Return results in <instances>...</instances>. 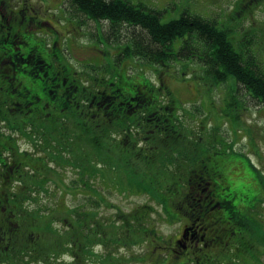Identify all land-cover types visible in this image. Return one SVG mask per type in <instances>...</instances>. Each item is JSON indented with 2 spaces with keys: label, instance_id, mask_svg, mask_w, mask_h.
<instances>
[{
  "label": "rangeland",
  "instance_id": "1",
  "mask_svg": "<svg viewBox=\"0 0 264 264\" xmlns=\"http://www.w3.org/2000/svg\"><path fill=\"white\" fill-rule=\"evenodd\" d=\"M141 1L161 10L163 12L162 22L178 18L185 10L215 20L218 26L228 29V37L234 41L236 47L249 50L255 55L257 62H260L264 70V3L261 2L262 0L250 1L255 6H246L247 0ZM0 3V23L4 25L0 27V38L6 35L5 29L10 23H17L18 10L22 8L23 18L33 16L31 22L38 23L34 30L31 26L29 27L32 31L31 36H34L37 41L44 39L42 45L46 48L55 44L60 54L65 56L66 66L71 67V71L69 73L61 71L58 83L65 76L66 85L77 88L78 93L74 98H77L78 106L64 113L68 116V120L60 123L61 118H59L55 129L57 134L59 129L63 131L67 127L81 132L79 137H73L76 140L74 144L81 145L83 152L87 153V157H81L82 159L76 153H72L69 155L68 164L64 166L57 164L55 171L49 169L47 175L43 173V170L34 175L35 173L27 168H22V185L15 183L16 178L6 182V192L14 198V203H9V205L14 204L16 212H19L18 206L21 201L26 207V213L44 216L49 214V210L54 207L51 213H57V209L62 214H60V220L53 219L51 216H48V219L41 218L42 221L38 218L40 227L43 226L39 232L30 233V235L26 232L27 238L20 237L17 241V237L11 238L15 239V244L2 235L0 237V264H264V197L259 196V209L253 210L254 216L250 214V217L244 216L248 224L244 228V237L241 232H236L238 230L231 231L233 228L230 223L220 218L218 229L212 236L206 233V229L193 225L195 229L191 234L194 239L189 241L192 246L182 247L179 250L176 238L181 230L180 200L179 208L173 210L176 204L174 202L171 211H168V206L160 199L156 200L154 194L161 189L168 188L173 181L176 175L169 169L174 167V170L179 168L180 173L185 172V169L180 167L183 165L178 163V157L186 152H171L164 158L156 156L149 160L141 158L138 160L119 152L110 154L117 146V141H113V138L120 139L122 132L128 134L129 138L136 139V146L148 147V135H151L153 129L150 117L147 120L137 121V123L135 121V124L132 122L131 126L126 123L123 129L110 127L106 137L99 133V128L92 127L89 118L86 121L82 118L83 115L86 116L83 110H88L89 105H92L87 88L90 86L92 89V83L96 80H100L103 84L112 80L110 69L124 70L125 74L132 76L133 81L140 80L138 78L140 75L143 79L146 78L152 82L155 87L164 88L160 91V101H156L157 106L169 101V96L177 105L179 104L176 112L179 118L182 144H189L186 135L192 140L198 135L205 137L202 138V146L208 142L209 133L222 135L223 141L220 136L217 137L219 142H228L229 145H234L238 149L217 157H223L226 161L234 160L232 165L236 169L235 174L239 176L238 179L245 180V176L248 175L245 171L249 167L244 154L247 151L252 152L247 156L253 159L254 165L251 167L260 182L257 185L264 186V104L255 101L247 90L242 85L236 84L231 77L224 82L215 83L207 76L204 65L195 61H186L182 58L148 64L131 55L122 56L119 54V51H122L120 45H123L130 28L126 27L116 40L113 34H109L110 36L107 35L109 39L102 40V42L97 32L100 26L106 31L107 22L87 19L84 11L76 10L74 6L69 5L67 0H0ZM25 24L26 22L22 26V22H19L18 30H26ZM180 43L178 40L174 47ZM0 54H2L1 64L6 57L1 51ZM3 66L6 67V64ZM54 66L59 67L60 63H55ZM45 78L48 81V75ZM54 84L57 89L59 85L57 86L55 82ZM62 86L63 89H68L66 93L71 97L75 89ZM107 88L102 87L105 91ZM3 94H0V99ZM7 94V100L11 101L12 98ZM6 105L7 103L0 100V135L2 138L8 137L21 146L22 160H28L31 157L43 162L47 168H52L46 163L45 158L48 154L53 155L54 153L44 146L50 145L53 150L57 146L60 151L66 152L68 150L64 146L67 144L64 138L57 135V142L51 140L50 143L48 138L43 140V137L47 135L42 132L43 128L36 132L34 126L30 124L22 126V132L18 131L19 124L16 119L12 120L11 116L15 110L13 111ZM108 109L109 106L104 110L107 112ZM90 110L95 111V108L90 107ZM15 115L20 117V113H15ZM28 127L31 130H28ZM201 131L203 134H199ZM92 132H97V136L92 138L90 134ZM108 135L112 136V139H108ZM41 138L38 145L37 141ZM73 138L71 137L70 141ZM213 141L215 140H210L209 144ZM99 143L104 150L102 153L105 152L108 155L104 163L106 168L102 172L100 168L97 169L100 165L90 158L100 151ZM215 145L219 146L217 142ZM150 147L159 149L158 144H152ZM181 148L185 150L183 145ZM239 149H242L244 154L239 152ZM108 151L110 152L106 153ZM190 151L192 152L193 148ZM200 153L202 155V152ZM209 153L208 151L206 155H210ZM12 156L14 159L20 158L16 152H13ZM85 158L87 159L82 167L86 170L82 171L80 165ZM60 161L65 162L63 159ZM109 167H112L113 171H109L107 169ZM26 173L33 174L31 181L36 185V189L31 188L28 191L22 187L30 183V179H26L28 176ZM43 178L46 181L39 183ZM135 183V187L131 189L126 187V184L134 185ZM234 184L235 186L244 185L240 180L235 179ZM208 186L209 184L204 187H207V192L210 193ZM2 187L0 186V193ZM17 188H22V192L16 198L13 193H16ZM122 188H126V191ZM99 198L101 202H98ZM56 199L59 202H56ZM2 204L8 207V203H0V207ZM139 207L146 209L145 216L141 220L142 226H149L147 230L153 232L154 236L147 233L148 237L140 243L139 240L133 238L128 241L114 242L112 238L115 237V233L116 235L122 233L119 228L120 217ZM67 209L70 211L67 212L68 215L63 213ZM83 210L89 213L95 212L96 215L92 217L87 214L84 217ZM169 212L177 216L174 217ZM66 216L68 218L65 219ZM15 219L17 224H22V217L18 220L15 214ZM85 219H88L87 222L84 221ZM97 220L105 225V236L102 240L96 236L100 235L98 229L94 230L96 235L92 232ZM222 224L224 226L221 230L226 228L222 233L223 236L219 233V226ZM211 226L214 227V225ZM132 230V232H139L140 229ZM199 232L202 234L199 235ZM210 233H213V229ZM206 237H208L207 240H215L211 247L203 245L204 241L201 239ZM23 240L26 241L22 244ZM156 244L160 246L155 249Z\"/></svg>",
  "mask_w": 264,
  "mask_h": 264
},
{
  "label": "trees",
  "instance_id": "2",
  "mask_svg": "<svg viewBox=\"0 0 264 264\" xmlns=\"http://www.w3.org/2000/svg\"><path fill=\"white\" fill-rule=\"evenodd\" d=\"M67 1L69 5L74 6L76 10L84 11L85 16L88 19L90 18L98 22H107L106 31L103 30L102 26H100L98 30V34H100L98 35L99 39L103 38L104 41H107V39H109L107 35L110 36L113 34V37L116 40L121 35V32H124L126 27L130 28L129 33H127L124 39L125 41L123 45H120L122 51H120L119 54L123 56L131 55L133 57H137L140 61L148 64L164 63L172 60H181L182 58L186 61H195L204 65V71L207 76L215 83L224 82L231 77L236 84L242 85L255 101L260 104H264V70L260 67L256 57L251 54L249 50L235 46L236 44H234V41L228 37V29L218 26L215 20H211L199 14L191 13L189 10H185L178 18L162 22L161 17L163 12L159 9L146 5L145 2L141 0ZM178 40H180L181 44L178 47H174V44ZM61 61V56L57 57L56 61L53 60V64L54 62L60 63L59 67H54L59 71V73L61 71H67V73H69V71H71V67L69 68L62 64L65 60L62 63ZM110 70L112 72V80H109L108 83L105 82L104 84L100 80H96L92 83V89H90V86L87 88L90 92L89 96L92 103L101 101L102 105L110 104L108 109L109 111L106 112L104 110L103 112L101 107L93 106L94 108L101 110V113L99 114L94 110H90L91 105H89L88 110H83V113L86 115H83L86 118L82 116L83 120L86 121L89 118L92 127L99 128V133L103 137H106L110 127H113L114 129H123L124 126H126V123L131 126L132 122L135 124V121L137 123V121L147 120L148 117H150V121L153 126L151 135H148V147L136 146V139L129 138L128 134H124L122 132L120 139L115 140L113 138V141H117V146L110 154L119 152L121 154H128L130 157L138 160L139 158L142 160H149L150 158H155L156 156L164 158L171 152H186L183 156L178 157V163L179 165H183L180 167H183L185 172L180 173L178 171L179 168L174 170V167L169 169L172 173H175L176 176L173 177V181H171V184L168 185L169 187L156 192L154 194L156 198H154L156 200L160 199V201L166 204L169 208V210L167 209L168 211H171V206L174 202L176 204L173 207V210L175 211L179 208L180 200V209H182V217L180 219L181 225L185 226L188 223L192 225L190 226L189 234L194 231L196 226L198 228L202 227V229H206V233H209L211 236L214 235L216 233V229H218L220 218L225 222L230 223L231 228H233L231 231H236L244 225L243 228H241L244 232L245 226L248 225L247 219H245L244 216H254L253 210L259 209V196L264 197V186L262 184L257 185V183H260L258 181L259 178L256 175V172L252 169V165L250 164L248 157L243 153L246 156V163L249 167V169L245 171V173L248 174L245 176V180H247L245 181L243 179H238L239 176L235 174L236 169L232 165L234 160L226 161L223 157H217L221 154L223 156L233 152L232 145H229L228 142H222V135L209 133L207 137L208 142L203 144V146L202 141L205 137L198 135L197 138L192 140L190 137L188 138L187 135H184L187 140L189 139L188 143L191 144V146L189 147V144L187 143L182 144L183 140L179 128L180 126L178 124L179 118L177 117L176 112L179 104L177 105L174 99L171 100L170 96L169 101H165L161 106H157L156 104V101H160V91L164 90V88L160 89L159 87H155L152 82L146 78L143 79L140 75V80L133 81L131 79L132 76L127 73L125 74L122 69L120 71L116 68ZM39 77L36 74H28V78L31 82H33L34 79V84L28 88L27 92H30L31 94L40 93L44 100L51 101V103L55 105L54 110L49 113V118L53 117L59 120L60 116H63V113L76 109L78 101L77 98L74 97L77 95L78 90L75 86H72L71 88L75 89L71 97L70 95H65V100L56 104V99L53 98L55 92L49 93L46 91V87L42 82L44 78L41 77V79ZM109 85L112 86L109 87ZM102 87H108L107 91L102 89ZM58 88L61 90L63 89V86H59ZM165 92H168V90H165ZM108 94L121 95V107H118L115 102H112L113 99H109L107 96ZM36 99L37 96L35 97V100ZM145 106H147V108H145ZM17 109L18 108L12 109L15 111L11 114V116L13 117L12 120L16 119L20 129H22V126L25 124L29 125L33 123L31 121V123L26 122L27 117L24 116V113H22L21 110L19 111ZM18 111L20 113V117L15 115V113L19 114ZM40 115H47V113L42 111L40 112ZM56 123L46 124L45 122H41V124L36 126L37 128L35 129L38 132L41 128H43L42 132L47 134L43 137V140L44 138H48L51 143V140L54 141L53 138H49L51 135L56 138L55 142H57V135H60L67 143L64 145L68 150L66 152L60 151L57 146L56 149L53 150L50 148V145H48L49 147L45 145V148L49 151L52 150V153H54L53 155L48 154V156L54 158L57 164H60L61 166L70 162L69 155H72V153H76L80 159L84 156L87 157V153L83 152L81 145L78 143L74 144V142H76L74 138L79 137L81 132L67 127L63 131L59 129L57 134V130L55 129ZM116 123L120 125H115ZM34 124L35 123L32 125ZM28 130L31 129L28 127ZM90 134L91 137L94 138L98 133L92 132ZM199 134H203V131L199 132ZM109 135L108 139H112V136L110 137ZM218 136L221 137V142L217 140ZM71 137H74L71 140L73 143L70 141ZM210 140L215 141L209 144ZM10 141V139L6 140L0 137V144H2V147L4 148H14L13 143ZM216 142L219 146L215 145ZM152 144H158L159 149L150 147ZM182 145L185 147V150L181 148ZM191 148H193L192 152L190 151ZM98 149L100 151L92 155L90 158H92L94 163L100 165L97 169L100 168V172H102L103 169L106 168L104 163L107 161L106 159L108 155L105 154V152L102 153L104 150L100 143L98 144ZM3 150L4 149H0V166L2 167L0 170V186H3L2 192L0 193V203H8V207L3 204L0 207V235H7V237L15 244V239L12 240L11 238L17 237V241L20 237L27 238V235H25L26 232L28 235H30V233L35 234L39 232L40 228L43 226L41 225L40 227L38 218H40V220L41 218L48 219L51 216V218L54 219L55 216L51 213L54 208L49 210V214L38 216L34 213H26V207L23 203H21V201L18 206L19 212H16V206H14V204L13 206L9 205V203H14V198L6 192L7 184L3 180L6 181L8 176L12 178L13 173L8 169L15 163L16 159L14 162L12 161L11 164L8 163L6 159L1 157ZM208 151L210 152V155H206ZM109 152L110 151L106 153ZM200 152H202V155ZM61 159L65 162H61ZM86 159L87 158H85L83 163L80 165L82 171L86 170L82 167V165L85 164ZM23 162L28 163L27 165H29V168L27 169L35 173L34 175L41 173L42 170L44 174L50 171L49 168H47L43 162L38 159L35 160L30 157L28 160L23 159ZM111 168L112 167H109L107 169L109 171H113ZM55 173L57 174V172ZM26 175H28L26 179H30V183L28 186L26 184V186L22 187L28 191H30L31 188L36 189V185H34L31 181V178L34 177L33 174L29 175L26 173ZM234 179L240 180L244 183V185L235 186ZM45 181V178H43L39 183H44ZM116 184L118 185V183ZM122 184H124V182ZM207 184H209L208 189L210 190V193L207 192V187H204ZM132 185L133 184H126V187L131 189L132 187H135L136 183L133 186ZM137 189L139 190V187H137ZM122 190L126 191V188H122ZM15 191L16 193L14 192L13 194L17 198L18 194L22 192V188H17ZM256 194L259 195L257 196ZM200 197H207V203L210 204V206L205 204L200 207L197 212H195V210L199 207V201L197 198ZM98 202H101L100 198ZM216 204L220 205V207H217ZM242 204L245 206L249 205V208H247L246 211H243V209L239 208ZM61 210L63 211L64 209ZM56 211V215L58 219H60V214H62V212H58L60 210L57 209ZM3 212H5V215H3ZM67 212L69 213L70 211L67 209L63 213L67 214ZM145 212V208L139 207L120 217L119 220L121 221V225L119 228L122 233L119 235H116L115 233V237H113L112 240L118 243L128 241L133 238L139 240L138 242L140 243L144 238L148 237L147 233L154 236L153 232H149V230H147L149 229V226L144 227L141 224V220L145 216ZM15 214L18 220L22 217V224H17ZM87 214L92 217L96 215L95 212L89 213V211L83 210V216L85 217ZM169 214L172 215L170 212ZM172 216L176 217L177 214ZM66 218H68V216H66L65 219ZM87 220L88 219H85L84 221L87 222ZM96 222L97 224L92 229V232L95 234L94 230L98 229V233H100V235H95L102 240V237L105 236V225L101 224L98 220ZM47 225L48 223L46 226ZM138 225L140 227H137ZM211 225H214L215 228ZM223 226V224L219 226V233L222 236V233H224L223 231L226 230V228H224L223 231L221 230ZM134 228L140 229L139 232H132V229ZM211 229H213V233H210ZM242 230L241 233H243ZM42 231L43 230H41V232ZM200 234L202 233L199 232V235ZM244 236L245 234L243 237ZM179 240L180 243H176H178L177 247L181 250V243L186 244L187 240L183 239V237H180ZM25 241L26 240H23L22 244ZM214 243V239H209L207 242L209 247H211V244ZM158 246L160 245L156 244L155 249ZM189 246L192 245L187 242V247Z\"/></svg>",
  "mask_w": 264,
  "mask_h": 264
},
{
  "label": "flooded vegetation",
  "instance_id": "3",
  "mask_svg": "<svg viewBox=\"0 0 264 264\" xmlns=\"http://www.w3.org/2000/svg\"><path fill=\"white\" fill-rule=\"evenodd\" d=\"M252 0H247L246 6H255L253 5V2H250ZM261 2L264 3V0ZM258 6V5H256ZM1 11V6H0ZM15 11V10H11ZM18 21L16 24L10 23L9 26L5 29L7 31L6 35H4L2 38H0V51L3 53L4 57L6 59L0 64V94L4 93L1 97V101L3 103H7V106L10 107V109H16L21 110L22 113H24V116L27 117V121H33L35 126H39L42 123L50 124V123H58L59 120L57 118H49V113L52 112L55 108V105L51 103V101L44 100L40 93H28V88L32 86L34 83L30 81L28 78V74H36L39 78L43 77L44 80L42 81L44 83V86L46 87V91L49 93L55 92L53 95V98L56 99L55 103L57 104L60 101L65 100V95H68L66 92L68 89H62L59 88L55 89V84L58 86L64 85V87L72 88V85L67 86L64 79L66 78L63 76L60 83H58L59 79V71L54 67L53 65V58L58 55V50L54 45H51L50 48H46L42 45V41L44 39H41L40 41H37L34 36L32 35V31L29 30V27L31 26L33 30L38 26V23L36 21L31 22L33 19V16H25L23 18L22 16V8L18 10ZM25 13V11H24ZM19 22H22V26L24 25V22H26V30H18L17 24ZM31 22V23H28ZM8 24V22H7ZM0 27H4L2 23H0ZM10 30V31H9ZM55 42V41H54ZM18 49V51H15ZM17 53V54H16ZM2 58V54H0V59ZM3 64H6V67L3 66ZM52 71V75H51ZM48 75V81L46 80L45 76ZM42 79V78H41ZM68 79V78H67ZM24 81V82H23ZM37 84V83H36ZM9 90V91H8ZM9 93V96L12 98L11 101L7 100L6 94ZM58 94V96H57ZM8 96V94H7ZM37 96V99L35 100V97ZM109 99H113V102H115L118 107H121L122 100L120 99L121 95H115V94H108L107 95ZM57 99L59 101H57ZM11 103V106H9ZM101 101H96L95 103H92V106H99L102 107ZM18 111V112H19ZM45 111L47 115H40V112ZM97 111H101L100 109H97ZM64 115V113L62 114ZM65 116V115H64ZM62 119L63 116H60ZM0 121H1V115H0ZM18 131L22 132V129L20 127H17ZM37 132V131H36ZM2 137V136H0ZM10 139L6 137V140ZM11 140V139H10ZM42 138L39 141L41 142ZM13 143L14 148L8 147L4 148L2 147V144H0V149H4L2 151L1 157L6 159L8 163L11 164V162L15 161V159L12 156L13 152H16L17 155H20V158H17L15 163L8 169L13 173L12 178L9 176L7 177V180H3L5 183L8 181L13 180L14 178L18 179L19 182L22 185V168H29L28 163H24L22 160V148L19 144H16L12 140L10 141ZM5 161V160H4ZM4 164V163H3ZM0 166V170H1ZM17 181V180H16ZM207 197H202L198 205L203 206L205 204L209 205L207 203ZM217 207H220V205L216 204ZM227 206V205H225ZM214 207V206H213ZM240 209H243V211L247 210L249 208L245 205H240ZM1 214V213H0ZM3 215H5V212H3ZM190 224V223H189ZM188 226L186 225L184 229H186ZM240 230V231H239ZM236 232H241V228L238 229ZM6 238L7 235H5ZM229 237H232L229 236ZM193 235L188 236V230L185 231L183 235V239L192 241ZM10 240V238H8ZM197 241L199 240L198 237H196ZM202 241H204L203 245H208L207 238H202ZM206 240V241H205ZM187 247V244L183 243V248Z\"/></svg>",
  "mask_w": 264,
  "mask_h": 264
}]
</instances>
